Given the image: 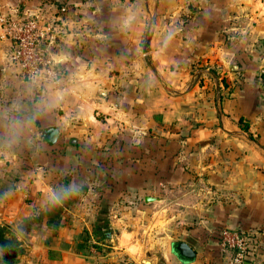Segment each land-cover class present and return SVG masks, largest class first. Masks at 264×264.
<instances>
[{
  "label": "crops",
  "instance_id": "crops-1",
  "mask_svg": "<svg viewBox=\"0 0 264 264\" xmlns=\"http://www.w3.org/2000/svg\"><path fill=\"white\" fill-rule=\"evenodd\" d=\"M29 15L62 76L25 82L0 21V264H234L226 227L264 264V0H0Z\"/></svg>",
  "mask_w": 264,
  "mask_h": 264
},
{
  "label": "built area",
  "instance_id": "built-area-1",
  "mask_svg": "<svg viewBox=\"0 0 264 264\" xmlns=\"http://www.w3.org/2000/svg\"><path fill=\"white\" fill-rule=\"evenodd\" d=\"M0 21L13 46L9 60L19 67L21 78L36 89L44 88L47 84H58L62 76L60 67L41 48L42 41L51 35L52 24H42L37 15L14 20L0 18ZM262 73L261 89L264 94V68ZM250 239L251 235L226 227L220 230L218 242L222 249L233 252L234 264H243L249 257ZM96 245L99 243L90 245L91 254L97 253Z\"/></svg>",
  "mask_w": 264,
  "mask_h": 264
},
{
  "label": "water",
  "instance_id": "water-1",
  "mask_svg": "<svg viewBox=\"0 0 264 264\" xmlns=\"http://www.w3.org/2000/svg\"><path fill=\"white\" fill-rule=\"evenodd\" d=\"M41 135L44 141L48 144H53L59 138V130L54 126H49L44 128L41 131ZM175 250L177 255L186 260H192L194 258L195 252L194 250L185 242H178L175 246ZM11 253H7L6 256L11 258L16 255V252L10 251Z\"/></svg>",
  "mask_w": 264,
  "mask_h": 264
},
{
  "label": "clouds",
  "instance_id": "clouds-1",
  "mask_svg": "<svg viewBox=\"0 0 264 264\" xmlns=\"http://www.w3.org/2000/svg\"><path fill=\"white\" fill-rule=\"evenodd\" d=\"M78 191V185L73 182L66 187L55 190L51 194V202L53 204L62 202L65 198H69Z\"/></svg>",
  "mask_w": 264,
  "mask_h": 264
},
{
  "label": "trees",
  "instance_id": "trees-1",
  "mask_svg": "<svg viewBox=\"0 0 264 264\" xmlns=\"http://www.w3.org/2000/svg\"><path fill=\"white\" fill-rule=\"evenodd\" d=\"M239 123H240L243 127H245V125H243V123H242L241 120H239ZM96 247H97V250H98L99 245H96Z\"/></svg>",
  "mask_w": 264,
  "mask_h": 264
}]
</instances>
